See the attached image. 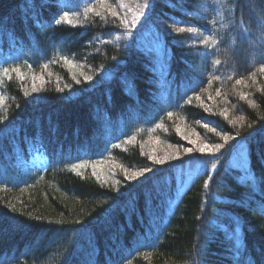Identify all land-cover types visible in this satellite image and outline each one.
<instances>
[{
  "label": "trees",
  "instance_id": "trees-1",
  "mask_svg": "<svg viewBox=\"0 0 264 264\" xmlns=\"http://www.w3.org/2000/svg\"><path fill=\"white\" fill-rule=\"evenodd\" d=\"M0 264H264V0H0Z\"/></svg>",
  "mask_w": 264,
  "mask_h": 264
},
{
  "label": "rangeland",
  "instance_id": "rangeland-1",
  "mask_svg": "<svg viewBox=\"0 0 264 264\" xmlns=\"http://www.w3.org/2000/svg\"><path fill=\"white\" fill-rule=\"evenodd\" d=\"M233 157L234 158H232V165L234 167H240V168L244 169L247 166V159L249 161V158L247 156H245L243 154V152L242 153L238 152ZM31 165L33 166V163ZM221 184H222V181L220 180L218 182V186L221 185ZM87 241L89 242V239H87Z\"/></svg>",
  "mask_w": 264,
  "mask_h": 264
},
{
  "label": "snow or ice",
  "instance_id": "snow-or-ice-1",
  "mask_svg": "<svg viewBox=\"0 0 264 264\" xmlns=\"http://www.w3.org/2000/svg\"><path fill=\"white\" fill-rule=\"evenodd\" d=\"M57 22L59 23V21H57ZM5 71H7V69H5ZM237 83H239V81H237ZM216 147H217V148H220L221 145H216ZM189 151H191V150L189 149Z\"/></svg>",
  "mask_w": 264,
  "mask_h": 264
}]
</instances>
